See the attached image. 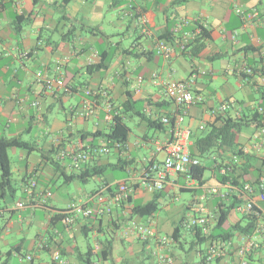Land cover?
Instances as JSON below:
<instances>
[{"label":"crops","instance_id":"crops-1","mask_svg":"<svg viewBox=\"0 0 264 264\" xmlns=\"http://www.w3.org/2000/svg\"><path fill=\"white\" fill-rule=\"evenodd\" d=\"M172 3L173 0H0V137H24L25 133L31 132L35 120L45 119V112L54 106L55 101L64 96L79 97L78 104L72 105L68 117H75V127L71 126L67 132L62 131L58 136H53L42 149L47 152L48 157L43 158L40 155L39 158L28 161L24 173L12 167L13 176L15 170L21 174L18 179L13 177L15 186L21 191V197L1 198L3 205H0V208L11 207L16 201L26 198L24 186L33 173L37 174L39 189L52 191V186L62 176L54 163V159H58L59 148L96 144L97 138H94L92 133L111 126L112 122L105 120L106 99L90 93V90L100 87L108 89L114 111L123 110L122 104L130 91L136 100L145 101V115L153 120L163 116L175 117L178 112L183 113L184 124L193 131L190 152L196 157H199L195 147L196 137L206 133L217 117L229 114L232 117L243 116L252 119L258 106H264V87L260 78L257 75L245 77L238 72L239 67L246 64L258 70L264 68V0H188L176 6ZM135 14H146L150 20L148 25L141 26L137 23ZM199 19L208 24L210 32L209 38L203 40L204 46L201 50L195 53L190 47L186 53L178 52L171 56L170 61L157 51L159 41L165 40L162 38L167 35L168 30H175L177 22L188 21L189 24L183 29L189 31ZM19 21L21 29L17 27ZM132 30L133 41L130 45H125L122 38L131 36ZM44 31L51 33L48 38L43 36ZM236 31L237 36L234 37ZM175 38L178 40L177 36ZM101 39L106 42L104 46L102 43L99 45ZM172 43L175 46L177 42L175 40ZM142 52L147 55L140 54ZM186 56L192 60L191 64L184 60ZM196 59L200 61L195 63ZM173 61L189 73V79L181 80H193L195 93L205 97L204 103L178 107L167 99L164 82L171 78V74L173 77ZM106 64L109 66L106 67ZM90 65L95 66L90 70ZM83 69L88 71L89 76H84ZM40 73L53 79L61 77L64 86L55 87L53 90L44 87L37 81ZM230 75L236 77L239 90L230 81ZM204 89L210 90L208 94L204 93ZM228 99L234 100L236 106L230 108L227 113H220L219 106ZM35 100L40 101L39 107L32 106ZM85 101L92 102L93 112L87 117L81 115ZM238 106L242 107L241 113ZM129 114L131 115V112L123 113L124 120ZM260 115L262 121L259 127L257 122H250L236 136V151L242 150L244 154H237L232 147L223 145L204 158L210 161L213 180L205 181L201 185L196 180L187 179L185 175L173 176L161 195L163 197L169 193L170 196L178 198L181 192L201 190L202 201H197L195 197L187 206L188 213L199 209L215 216L221 205L236 202L228 222L223 226L232 234L230 239L225 241L227 249L222 258L213 264H238V248L251 238L256 239L259 247L250 255L249 264H264V237L255 233L257 225L264 223V216L255 223L253 218L241 211L239 206L243 203L234 197L239 188L231 183H221L214 170L216 165L222 164L224 167L227 163L234 164L233 176L237 177L240 183L255 187L256 194H259V187L264 182V138L256 137L259 129L264 126V113ZM102 116L103 128L100 127ZM90 120L94 121L92 131L88 128ZM142 120L149 126L146 119ZM201 126L204 128L201 129ZM172 136V125L154 128V134L151 136L145 133L143 138L138 137L134 141L129 136L125 153L113 150L98 159L99 163L104 164L119 160L128 161L123 170L126 175L106 179L100 188L108 183L126 179L138 186L133 203H146L151 200L153 194L139 186L140 178L148 161L153 158L162 160L165 157L164 151L155 154L157 144L169 141ZM98 139L101 140L100 144L103 143L102 138ZM151 144L154 147H150ZM145 147L151 148L147 154L143 153ZM31 156V153L28 154V158ZM247 156L251 159L248 160ZM60 162L68 167L65 161ZM211 189H217L218 193H212ZM92 191L94 190L83 193L84 197L81 199ZM220 194L226 197H221ZM257 195V204L264 210V201L259 200ZM54 196L53 193L44 204L24 210L21 219L14 211L5 213L4 228L0 233L1 264H18L14 251L31 249L40 235L50 238V248L36 251V261L39 263L50 261L52 253L60 251L73 264H86L84 257L90 246L93 249V264H117L115 258L125 259L124 264H134L133 258L139 256L141 259H138L137 264H154L157 262V254L160 253L171 255L173 264L204 262L209 242L204 243L206 248H203L202 244H196L194 231L181 228L179 239H175L168 246L138 239L132 231L134 221L145 222L150 219L152 229L159 233L162 232L161 225L154 222V217H131L132 204L117 207L111 217L90 220L87 225L88 236L83 232L81 222L71 228H67L61 221L53 225V211L64 209L72 203L67 198L60 197V202L69 203L56 205L52 201ZM235 211L241 212L243 218H239ZM38 212L43 213L45 219ZM183 218L184 216L177 221L171 217L167 218L165 224H172L168 235L173 234L176 225L181 223ZM35 224H38V231L31 238L28 232ZM214 225L215 223L212 226ZM118 230L122 235H118ZM190 234L193 235V240L188 251L185 243L187 235ZM82 235L83 243L80 242ZM106 239L111 240L113 245L109 259L99 257L101 250L98 251L99 254L95 250V243L100 244V241ZM84 246H87L86 251Z\"/></svg>","mask_w":264,"mask_h":264},{"label":"built area","instance_id":"built-area-1","mask_svg":"<svg viewBox=\"0 0 264 264\" xmlns=\"http://www.w3.org/2000/svg\"><path fill=\"white\" fill-rule=\"evenodd\" d=\"M149 21L150 20L146 14L140 15L138 18V23L141 24V26H147ZM187 24H189L188 21L182 20L177 22L175 26V31L177 33H182V38L180 39L181 50L185 49L186 45L197 36H200L204 29H208V24L202 19L197 21L192 30L184 31L183 28ZM236 36L237 31L234 34V37ZM157 51L163 54L168 61H170L171 56L178 53L175 51L173 45L165 42L164 40L159 41ZM238 72L240 75L245 77L257 75L264 87V68L258 70L253 66L246 64L239 67ZM37 81L44 85V87L52 90L55 87L64 86V80L61 77L53 79L48 75H42V73L38 75ZM193 82V80H176L171 74V78L167 82H164L165 95L167 99L172 101L178 107H187L190 105L204 103L205 97L202 94L193 92ZM90 93L97 96L99 95L106 99L107 114L105 120L107 122H112L114 115L118 112H115L113 109L108 89L100 87L97 90H90ZM91 104V101L84 102L83 111H81L82 116L87 117L91 115L93 112ZM39 105V100L32 102L33 107H39ZM233 106H236V102L228 99L222 102L218 111L226 112ZM238 109L241 113L242 107L238 106ZM257 110L259 113H263L264 106H258ZM184 117L183 113L178 112L175 117L163 116L161 118V121L164 124L173 126V136L169 141L163 144H157L155 154L164 151L165 157L162 160L153 158L148 161L139 182L140 187L153 195L157 192H163L173 176L185 175L187 179L191 181L195 180L192 177L191 170L193 167L199 166L201 164V160L200 158L191 155L190 145L193 131L189 126L184 124ZM203 128L204 126H201V129ZM256 137L264 138V126L259 129ZM127 146V144L118 143L114 150L125 153ZM111 152L112 149L105 145L104 142L99 145L79 144L72 148H59L57 158L65 161L70 170L80 171L84 164L98 160L103 155L110 154ZM137 189V184L135 182H131L130 180L108 183L102 188L88 193L86 197L79 200V202H72L64 209L54 210L52 217L55 214H60L62 222L67 228L73 227L78 222H81L83 226L88 225L90 220H99L105 217L113 216L117 207L125 205L130 206L132 203L131 198L134 197ZM244 190L249 193H253L254 187L250 184H246ZM260 190L258 199L264 201V182L261 183ZM210 191L212 193H218L217 189H211ZM24 193L26 194V198L16 201L11 207L0 208V233L4 228L3 220L5 213L14 211L19 214V218L21 219L23 218L22 212L24 210L29 207L35 208L44 204L46 199L53 195L51 190L39 189V182L36 173H33L27 179L24 186ZM220 195L221 197H226L224 194ZM239 209L246 214L259 218L264 216V210L257 204V199L251 198L250 196H248L245 203L239 206ZM215 221L216 216L213 213H203L199 209H194V212H189L188 216H185L182 219L181 224L185 229L191 231L201 230L203 234L210 235L212 225ZM257 227L258 228L255 233L264 237V223L262 225H257ZM132 231L141 241H155L159 246H168L175 241L172 235H161V233L152 229V222L150 219L145 222L134 221ZM226 243L227 242L222 240L210 242L204 255L203 264H213L219 258H222L227 249ZM33 247L31 249L14 251V256L18 259V264H73L60 251H54L50 261L46 263H39L36 261V251H42L50 248V238L47 235H40L34 241ZM258 247L259 243L254 238H251L248 242L241 245L238 248V255L240 258L238 264H249L250 255ZM95 250H97V253L101 250L98 242L95 243ZM1 253L2 245L0 242V254ZM173 262L174 260L171 255L160 253L157 254V262L155 264H173Z\"/></svg>","mask_w":264,"mask_h":264},{"label":"trees","instance_id":"trees-1","mask_svg":"<svg viewBox=\"0 0 264 264\" xmlns=\"http://www.w3.org/2000/svg\"><path fill=\"white\" fill-rule=\"evenodd\" d=\"M186 1L188 0H173L172 5L176 6L179 4H183ZM140 15L142 14H138V15L135 14L134 19L136 20L137 23ZM18 24L19 26L17 27L21 29L22 28L21 22L19 21ZM181 34L182 33H177L175 30H168L167 35L163 36L162 39H165L164 41L171 45H173L172 42L176 40L177 42L176 45L175 46L173 45L176 52L186 53L187 50L191 47V51H195V53H197L204 46L203 40L209 38L210 32L208 29H204L203 33L200 36H197L189 44H187L186 48L183 50H181L180 48V41H181L180 39L182 38ZM176 36L178 40L175 38ZM140 54L147 55V53L144 52ZM94 66L95 65L92 66L90 65L88 66V69L91 70ZM105 66L108 67L109 64H106ZM137 101L138 100L134 98L133 94L130 91H128L127 98L125 102L122 104L123 110L115 111L118 113L114 115L111 126L106 130L98 129L97 131L92 133V136L94 138H102L105 145L110 147L112 151L114 150V148L118 143L127 144L131 129L125 122L123 113H128V112H134L136 115H139L142 118L146 119V121L148 122L151 128H163L166 125L161 121V119L153 120L150 117H147L143 109H139V110L136 109ZM220 113H227V111ZM260 114L261 113H259L257 110L256 114H254L252 119H248L243 116L232 117L229 114L221 115L217 117L216 121L210 124L209 130L206 133L200 134L195 139V147L197 153L199 157H201L202 159L200 158L201 164L199 166H195L192 168L191 170L192 177L202 185L205 182L204 175L208 167L207 165L204 164V158H206V156L209 153L215 152L219 147H222L223 145L232 147L233 150L236 151L238 148V145L235 141L237 134L241 131V129L245 125H248L250 122H257V126L259 127L262 121ZM219 121L221 122V124H218ZM11 147H18L21 149H25L28 150L30 153L33 152L34 150L39 149L41 151V155L43 158L48 157L47 152L37 147L35 143L23 139L22 136H15L10 138L0 137V169H1L0 198L2 199L6 198V196L14 197L17 192V187L15 186L13 179L12 163L9 155V148ZM54 151H56V149H54ZM236 153L244 154L242 150H238L236 151ZM191 155L193 156L194 154ZM247 157L248 160L251 159L250 156ZM60 161L62 160L54 159L55 168L59 170L61 175L64 177V182L69 184L76 180L80 182H86L91 177L102 175L109 170L112 171L116 169L124 170L129 163L128 161L119 160L115 163L104 164V163H99L98 160L97 161L94 160L93 162L84 164L83 167L80 169V171H72L70 170V168H68L65 164H62ZM215 161L217 162V160ZM214 170H215L216 178L221 183H231L239 188V192L234 194V197L236 200H238V202L245 203L248 199V196H250L251 198L256 197L257 194L255 187H254V192L249 193L244 190L246 184L243 182L240 183L239 180H237V177L233 176L234 164L227 163L224 167L222 166V164L216 165ZM123 181H126V179ZM260 191L261 190L259 187V193ZM161 195L162 192L155 193L153 195V198L146 203H142V202L133 203V198H131L132 201L131 217L137 216L143 219H149L151 217H154L159 209ZM258 196L259 194L257 195V197ZM235 205H236L235 201L230 205H221L219 212H217L215 225L212 226L210 235L203 234L201 230L194 231L195 236L197 238L196 244H203L207 242L210 243L218 240H222V241L229 240L232 235L231 231L224 229L223 226H225L226 223L228 222L229 215L231 211L235 208ZM249 216L254 219L255 223L259 222V217L252 215ZM59 221L62 222V217L60 214H55L51 218V224L53 225L57 224ZM181 228H183L181 223L176 225L174 232L172 234L174 239H179L181 235L180 234ZM88 229L89 228L87 225L83 226V232L86 234V236L89 235ZM100 244H101V254L99 255V257L103 256V259H109L112 254V247H113L112 241L106 239L104 241H100ZM92 250L93 249L90 246L88 252L84 257V261L86 262V264H92L91 263Z\"/></svg>","mask_w":264,"mask_h":264},{"label":"rangeland","instance_id":"rangeland-1","mask_svg":"<svg viewBox=\"0 0 264 264\" xmlns=\"http://www.w3.org/2000/svg\"><path fill=\"white\" fill-rule=\"evenodd\" d=\"M48 34H51L49 32L44 31L43 36L45 38H48ZM133 35L134 31H131V36H126V38H122V40L125 42V45H130V43L133 41ZM104 46L106 43L104 39H101L99 45ZM184 60L188 62V64H191L192 60L186 56L184 57ZM200 60L196 59L195 63H198ZM174 65V66H173ZM187 65V64H186ZM189 67V66H188ZM172 69L173 71V78L176 80H181L182 78H187L188 77V72L183 70L181 65L178 63H175V61L172 62ZM83 74L85 77L89 76V73L86 69L82 70ZM230 81L235 85V87L238 89L237 85V80L234 75H230ZM195 87L193 88V92L195 93ZM210 90L204 89V93L208 94ZM239 97L241 94H238ZM169 100V99H168ZM79 97L77 95L74 96H64L62 99L55 101L54 106L49 109L48 111L45 112L46 117L45 119L42 120H35L32 124V130L30 133H25L23 139L30 141L32 143H35L37 147L40 149H43L44 145L48 144L53 136H58L60 132L64 131L67 132L69 128L75 127L74 122L75 117L69 119L68 117L71 114V107L72 105L75 106L78 104ZM145 105L144 100H140L136 103V109H143ZM103 120L104 117L100 119V124L101 128H103ZM125 122L127 125L130 127V138L132 141L136 140L138 137L143 138L144 134L147 133L149 136L154 134V128H149V126L144 123L142 120V117L139 115H136L134 112H131V115L125 117ZM88 128L90 131L94 129V121L90 120L88 122ZM249 128H247L248 130ZM101 140L97 138L96 144H100ZM150 147H154L153 144L150 145ZM151 148H144L143 153H148ZM28 154L30 152L25 149H21L18 147H11L9 148V155L10 159L12 161V167L13 169H20L22 173L25 172L26 165H28V161H33L36 157H40L41 151L34 150L31 152L32 156L28 158ZM161 156H164V154H161ZM210 161L208 159L204 160V164L207 165V169L205 171L204 179L205 181H211L213 180V171H212V166L209 164ZM126 173L123 171V169H116V170H109L106 173L99 175V176H93L91 177L88 181L86 182H72L70 184H65L64 183V177L61 176L59 181L55 183L52 186V191L54 193V198H53V203L56 205H61L62 204H67L69 202H79V200L84 197L83 193L85 194L86 192H89L91 190H95L100 188L102 183L106 179H115V178H120L124 177ZM21 174H19L16 170L14 172V179L20 178ZM195 187V186H193ZM81 193V194H79ZM16 199H19L21 197V191L20 189H17V192L15 194ZM67 198L69 202H60L59 198ZM195 197H197V201H202V196H201V190L197 191H184L179 193L178 198L173 197L172 195L170 196L169 193H166L163 197L160 199V205L157 213L154 216V222H159L161 225V235H168L167 233L171 231L172 229V224H165L167 218L171 217L175 221L179 220L182 218V216H188V209L187 206L195 200ZM0 205H3V200L0 198ZM39 213V212H38ZM45 219V215L43 213H39ZM235 214L239 218H243V214L239 211H235ZM39 216V218H42ZM38 231V224H35L31 227L30 231L28 232L29 237L33 238L35 236V233ZM118 235H122V232L120 230L117 231ZM187 240L185 243L186 249L189 251L191 249V242L193 240V235H187ZM84 236H80V242L83 243ZM86 239V238H85ZM88 241V240H86ZM90 241V240H89ZM93 243V241H91ZM2 244V243H1ZM203 248H206V244H202ZM6 248V245H4ZM84 250H87V246H84ZM95 259L96 257L93 256ZM138 259H141V256L139 257H134L133 258V263L137 264ZM197 259V258H196ZM115 262L117 264H124L126 261L125 259L121 258H115ZM124 261V262H123ZM111 263V261H109ZM155 264V263H154Z\"/></svg>","mask_w":264,"mask_h":264}]
</instances>
